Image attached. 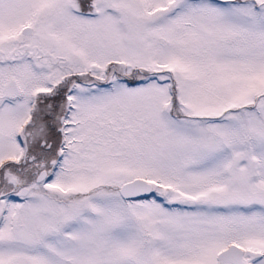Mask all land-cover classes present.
Instances as JSON below:
<instances>
[{
  "label": "snow or ice",
  "instance_id": "6c2138e0",
  "mask_svg": "<svg viewBox=\"0 0 264 264\" xmlns=\"http://www.w3.org/2000/svg\"><path fill=\"white\" fill-rule=\"evenodd\" d=\"M0 264H264V0H0Z\"/></svg>",
  "mask_w": 264,
  "mask_h": 264
}]
</instances>
